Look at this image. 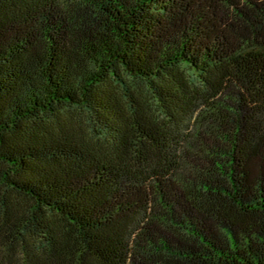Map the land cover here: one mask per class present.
I'll return each instance as SVG.
<instances>
[{"label":"trees","instance_id":"obj_1","mask_svg":"<svg viewBox=\"0 0 264 264\" xmlns=\"http://www.w3.org/2000/svg\"><path fill=\"white\" fill-rule=\"evenodd\" d=\"M0 264H264V0H0Z\"/></svg>","mask_w":264,"mask_h":264}]
</instances>
